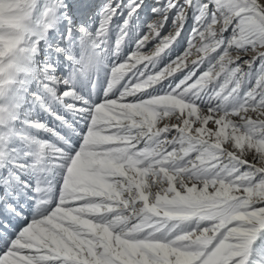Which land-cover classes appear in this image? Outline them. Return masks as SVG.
Returning <instances> with one entry per match:
<instances>
[{
  "label": "snow or ice",
  "instance_id": "obj_1",
  "mask_svg": "<svg viewBox=\"0 0 264 264\" xmlns=\"http://www.w3.org/2000/svg\"><path fill=\"white\" fill-rule=\"evenodd\" d=\"M82 7L0 0V264H264V0Z\"/></svg>",
  "mask_w": 264,
  "mask_h": 264
},
{
  "label": "rangeland",
  "instance_id": "obj_2",
  "mask_svg": "<svg viewBox=\"0 0 264 264\" xmlns=\"http://www.w3.org/2000/svg\"><path fill=\"white\" fill-rule=\"evenodd\" d=\"M41 2H43V0H41ZM65 2L72 5V12L75 13L77 17L86 18V13L89 10L86 7H82V6L87 5L89 3H93L95 2V0H65ZM151 2L152 0H145V3H151ZM160 10L162 11L163 9H160ZM148 11H150V9ZM161 67H163V64H161ZM43 118L44 117L42 114V119ZM44 138L47 139L48 137L45 136Z\"/></svg>",
  "mask_w": 264,
  "mask_h": 264
},
{
  "label": "bare ground",
  "instance_id": "obj_3",
  "mask_svg": "<svg viewBox=\"0 0 264 264\" xmlns=\"http://www.w3.org/2000/svg\"><path fill=\"white\" fill-rule=\"evenodd\" d=\"M47 119H48V121H49L50 123L52 122L50 117H48Z\"/></svg>",
  "mask_w": 264,
  "mask_h": 264
}]
</instances>
